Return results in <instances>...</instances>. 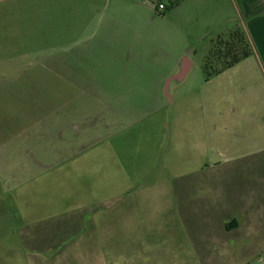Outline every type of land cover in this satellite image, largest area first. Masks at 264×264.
I'll return each instance as SVG.
<instances>
[{
  "label": "rangeland",
  "instance_id": "rangeland-1",
  "mask_svg": "<svg viewBox=\"0 0 264 264\" xmlns=\"http://www.w3.org/2000/svg\"><path fill=\"white\" fill-rule=\"evenodd\" d=\"M159 3L0 0V264H212L197 256L222 218L264 206L260 59L207 80L243 31L239 12ZM230 111L254 117L245 133L214 131ZM231 248L223 264L264 246Z\"/></svg>",
  "mask_w": 264,
  "mask_h": 264
},
{
  "label": "crops",
  "instance_id": "crops-1",
  "mask_svg": "<svg viewBox=\"0 0 264 264\" xmlns=\"http://www.w3.org/2000/svg\"><path fill=\"white\" fill-rule=\"evenodd\" d=\"M184 2L185 0H181L176 7L180 6ZM228 6L230 8L232 7L233 13L237 14L239 12L241 28L251 41L254 50L253 55H255L256 57H258V59H260L257 65L261 71V76L264 79V0H228ZM230 19L231 18H229V20ZM253 55H251L250 57H253ZM176 62H177L176 68L179 69L178 75L182 74L183 76L189 70H191L194 64L192 58L190 57H186L184 60H178ZM238 66H245V64H243L242 61H240L239 63H237L231 68L226 69L222 73L212 76L211 79L221 76L224 73L228 72L229 70ZM211 79H209V81H211ZM262 86H264V80L261 84V87ZM256 94L257 93L255 94L253 93V95L249 96V100H252V98H257L258 96H256ZM259 99L261 101L260 104L261 115L257 116L254 122H257V124L260 125V127H262V117H263L262 114H264V110H263L264 103L262 104V101L264 102V98H262L261 96L259 97ZM107 100L108 102L112 101V102H116L117 104H120L121 102L124 101V98L120 95V97L116 96V98L114 97L111 100L109 99ZM119 115H120L119 113L116 114V116ZM121 115L124 114L122 113ZM225 117L226 119L220 123L217 120L216 121L214 120L213 129L216 133H221L230 130H234L235 133L238 134L245 133L246 128L244 127V125L248 124V122H253L254 120V117L244 114L240 111H234V112L230 111L228 113V116ZM52 147H55V145H53ZM32 148H34V145L33 147H31V149ZM41 148L42 146L39 147V149ZM59 148H60L59 146L56 147V149L60 151ZM39 158L40 157L36 155L34 156L33 159H39ZM249 203L250 205L247 206L243 205L242 207L240 205H239L240 207L233 206L234 208L232 210L233 214L222 218L220 222L221 233L219 234V236H217V238L213 240V245H212L213 247H211L209 253L207 252L205 256H202V252H199V254L197 253L198 255H200V257L197 256V258L200 259L201 263L223 264L225 262L236 261L231 246H237V245L247 246V247L264 246V206H258V205L253 206L251 204V201H249ZM245 229L248 230L247 233L246 232L242 233V230ZM133 236L134 235H132L131 237L134 239L135 236L134 237ZM173 239H175L174 234H169V238H167L166 244H171V246H173L174 243ZM136 241H137L136 239L133 240V245L138 244V242ZM191 242L193 243V240H191ZM117 245H119V243ZM137 254H138L137 252L127 253V256L129 255L132 257V256H136ZM108 255L105 254L90 255L89 258L91 259V261L102 262L108 260L109 258ZM112 256L116 258L114 260L112 259V261L118 263H124L126 261H130L133 263L138 262L137 259H134L133 257L132 259H130L131 257L127 258L125 253L116 254ZM148 261L149 260H146L145 262ZM245 264H264V249L261 250L260 254L255 258L252 256L249 257L247 262H245Z\"/></svg>",
  "mask_w": 264,
  "mask_h": 264
},
{
  "label": "trees",
  "instance_id": "trees-1",
  "mask_svg": "<svg viewBox=\"0 0 264 264\" xmlns=\"http://www.w3.org/2000/svg\"><path fill=\"white\" fill-rule=\"evenodd\" d=\"M180 1L181 0H168L169 3L165 4L164 0H160L159 4H164L166 8L163 10H159L157 7V11L160 14L164 15L167 11L174 9L180 3ZM231 35H232V40L227 42L226 49L224 52V55L227 58V60L225 59V64L222 65L221 67H217L212 72H209L208 71L209 64H212V61H207L205 66L206 71H208L207 80H209L212 75L220 74L226 69L233 67L243 59H246L254 54L252 44L244 31L238 29L237 31L233 32Z\"/></svg>",
  "mask_w": 264,
  "mask_h": 264
},
{
  "label": "built area",
  "instance_id": "built-area-1",
  "mask_svg": "<svg viewBox=\"0 0 264 264\" xmlns=\"http://www.w3.org/2000/svg\"><path fill=\"white\" fill-rule=\"evenodd\" d=\"M166 8V6L164 5V4H159L158 5V9L159 10H163V9H165Z\"/></svg>",
  "mask_w": 264,
  "mask_h": 264
},
{
  "label": "water",
  "instance_id": "water-1",
  "mask_svg": "<svg viewBox=\"0 0 264 264\" xmlns=\"http://www.w3.org/2000/svg\"><path fill=\"white\" fill-rule=\"evenodd\" d=\"M183 75L181 74V75H178L177 77L179 78V77H182ZM168 85V84H167Z\"/></svg>",
  "mask_w": 264,
  "mask_h": 264
}]
</instances>
